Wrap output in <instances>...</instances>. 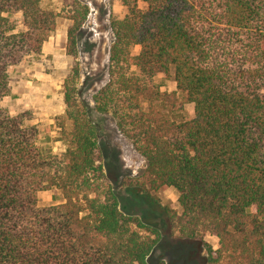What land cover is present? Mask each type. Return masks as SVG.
Segmentation results:
<instances>
[{"label": "trees", "instance_id": "1", "mask_svg": "<svg viewBox=\"0 0 264 264\" xmlns=\"http://www.w3.org/2000/svg\"><path fill=\"white\" fill-rule=\"evenodd\" d=\"M118 1L124 16L111 20L96 109L113 114L146 158V191H178L181 211L168 214L178 237L217 239L206 264H263L264 0ZM88 13L80 0L61 10L0 0V264H153L160 231L120 210L97 127L77 102L78 67L64 82L60 153L38 144L30 110L3 104L10 68L42 53L60 18L70 21L66 49L75 55ZM172 70L178 90H162L156 80ZM186 103L190 119L181 117ZM52 188L64 200L40 204Z\"/></svg>", "mask_w": 264, "mask_h": 264}, {"label": "rangeland", "instance_id": "2", "mask_svg": "<svg viewBox=\"0 0 264 264\" xmlns=\"http://www.w3.org/2000/svg\"><path fill=\"white\" fill-rule=\"evenodd\" d=\"M80 1L89 6V13L78 31L75 55H69L66 49L70 21L60 18L56 31L45 42L42 53L31 55L22 64L10 68L12 92L4 98L3 104L14 113L31 111V123L38 124L40 128L38 144L44 151H64L68 146L60 131L61 117L65 116L67 107L64 82L72 67L77 66V102L97 127L103 168L118 195L120 210L155 225L160 231L151 262L206 264L207 247L210 245L216 249L217 239L211 236H204L202 240L178 237L168 219L170 210L181 211L178 191L174 187L159 192L146 191V158L121 133L114 115L99 112L95 106L94 95L108 81L109 52L114 40L111 20L124 16L122 7L118 0ZM45 5L61 10L63 0H45ZM134 51L137 53L139 48L135 47ZM156 81L162 90H178L174 70L169 78H157ZM193 116L194 104L186 103L181 117L190 119ZM65 124L71 129L72 122L69 119H66ZM39 197L42 205L64 200L56 188L41 191Z\"/></svg>", "mask_w": 264, "mask_h": 264}]
</instances>
